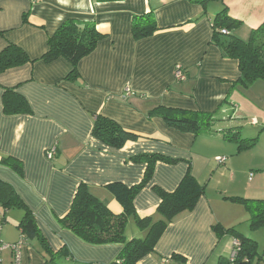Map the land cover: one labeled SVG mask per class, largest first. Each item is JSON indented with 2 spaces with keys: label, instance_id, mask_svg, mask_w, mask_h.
Returning a JSON list of instances; mask_svg holds the SVG:
<instances>
[{
  "label": "crops",
  "instance_id": "0c3cea01",
  "mask_svg": "<svg viewBox=\"0 0 264 264\" xmlns=\"http://www.w3.org/2000/svg\"><path fill=\"white\" fill-rule=\"evenodd\" d=\"M223 5L229 17L242 23L231 32L241 41H247L250 32L264 22V0H223ZM221 7L218 2L210 3L203 15V8L190 0H0V51L10 43L33 61L0 74V160L13 158L23 168L18 176L0 165V179L12 186L32 212L53 253L64 249L73 264L116 260L120 245H88L62 229L58 220L67 214L80 184L110 212L120 214L122 208L106 186L140 184L146 165L132 158L141 154H158L177 162L155 164L150 181L133 202L140 218H157L159 198L153 187L172 192L188 171L204 187V194L193 210L171 221L154 252L138 264H217L230 259L234 239L218 240L212 231L217 224L260 242L259 230L251 231L248 219L243 228H238L241 223H229L248 217L243 210L235 219L237 211L227 202L230 198L256 199L242 195L247 190L239 189L240 176L260 167L247 158L235 162L241 151L220 134L238 129L233 116L242 89L232 87L239 78L237 61L222 57L211 44V20ZM150 11L158 31L134 41L132 18ZM67 20L93 23L103 36L94 51L79 61L76 82L65 79L72 67L64 59L40 60L48 49V38ZM176 68L182 69L184 80L175 79ZM8 88L26 99L29 115L3 114L2 95ZM157 106L216 113L217 133L194 136L171 129L160 118H148ZM94 115L114 121L137 139L118 150L103 146L91 136ZM253 134L241 138L251 139ZM53 146L56 155L49 160L46 151ZM217 157L227 161L218 165ZM257 177H251L250 184L261 192L264 184ZM21 218L22 212L6 214L0 230L2 243L12 245L20 240L17 226ZM125 236L130 240L143 233L130 220ZM257 252L262 254L264 249L257 248ZM12 261L11 250L2 251V264ZM19 264H47L37 240L21 247Z\"/></svg>",
  "mask_w": 264,
  "mask_h": 264
},
{
  "label": "trees",
  "instance_id": "16d2710c",
  "mask_svg": "<svg viewBox=\"0 0 264 264\" xmlns=\"http://www.w3.org/2000/svg\"><path fill=\"white\" fill-rule=\"evenodd\" d=\"M190 1L203 8V15H206L208 4L218 2L222 5L220 11L211 20V44L220 50L222 57L235 60L238 63L239 78L232 84V87L248 89L256 81L264 80V22L250 32L247 41H241L231 32L239 28L242 23L229 17L223 0ZM23 17V21L26 22L25 15ZM222 30L227 33L222 34ZM156 31H158V27L152 11L132 18L131 32L134 41L146 39ZM102 38L103 36L96 30L93 23L67 20L48 38V49L40 60L44 63H51L60 58L64 59L72 67L65 79L76 82L80 79L77 71L79 61L91 54ZM32 62L22 49L8 43L0 51V74ZM2 112L6 116L29 115L31 108L26 99L14 88H8L3 91ZM152 117L160 118L167 127L181 133L194 136L217 133L214 130V125L218 122L216 113L157 106L148 113V118ZM92 118L91 136L105 147L118 150L126 142L137 139L136 136L124 131L112 120L100 115H94ZM220 134L225 141L236 144L238 152L254 147L258 141V137L242 139L238 129L225 130ZM132 161L146 165L140 184L127 187L122 183H111L106 186V190L122 208L120 214L115 215L110 212L107 206L94 196L86 185L80 184L67 214L58 220L62 229L70 231L88 245H120L121 250L116 260L111 264H138L144 257L152 254L171 221L179 214L193 210L204 194V187L188 171L172 192H165L159 187H153L152 190L159 198L156 209L157 218H140L136 214L133 202L137 194L150 181L155 164L157 162L175 164L177 160L158 154H141L134 156ZM0 165L8 167L18 176H22L23 168L19 161L13 158H1ZM229 200L245 209L248 214L247 224L251 231L264 228V200L243 198H230ZM12 210L22 212V218L17 228L20 230V240L24 245L27 244V241L37 240L47 264L74 263L72 256L64 249L59 253L52 252L41 235L32 212L12 186L0 179V230L5 224L6 214ZM130 220L143 233V237L130 240L126 238L125 231ZM212 231L218 240L227 236L239 243V251L233 262L230 259L219 260L217 264H254L255 260L258 264L261 261L264 252L258 254L257 243L242 236L235 228H224L217 224L212 227ZM172 258L179 259L178 256ZM180 259L185 262L183 258Z\"/></svg>",
  "mask_w": 264,
  "mask_h": 264
},
{
  "label": "rangeland",
  "instance_id": "374dc122",
  "mask_svg": "<svg viewBox=\"0 0 264 264\" xmlns=\"http://www.w3.org/2000/svg\"><path fill=\"white\" fill-rule=\"evenodd\" d=\"M237 101H239V104H237L234 116L237 120L236 123L238 124V129L241 132V136H244V134L248 133H255L253 135V138L258 137L260 135V138L258 139L256 145L250 149L243 150L239 152L240 157H238L235 162H239L240 160H254L256 165L260 167V169H251L252 171L247 170L245 174L240 176V185L239 189H245L247 192H242V195H247L248 197H255L256 199H264V189H261L260 191H257L258 189L252 188L253 184H250L252 181L253 176L258 175V181L262 183V186L264 184V133L262 129L264 128V80H258L255 82V84L248 89H241L240 95L237 97ZM253 121L256 123L253 124ZM218 125V124H217ZM242 127V128H241ZM259 155V157H257ZM254 158V159H253ZM227 161V159H226ZM246 164V162H245ZM251 175V177H250ZM260 175V176H259ZM248 186V187H247ZM212 187V186H211ZM245 193V194H244ZM258 197V198H257ZM229 206L234 208V211H237L235 214V219L238 217H241L243 210H245L241 205L237 203H230V201L227 202ZM20 213L21 211L17 210H12V214ZM232 213V212H231ZM234 215V214H232ZM14 216V215H12ZM248 217L239 219L235 222H230L229 223H234L233 225L237 223H241L240 225L238 224V228H243L246 224V220ZM245 221V222H244ZM258 239L259 243L257 244L258 251L264 249V228H261L258 231ZM4 250H9L8 248L3 249ZM257 261H254V264H256Z\"/></svg>",
  "mask_w": 264,
  "mask_h": 264
},
{
  "label": "built area",
  "instance_id": "2783aa9c",
  "mask_svg": "<svg viewBox=\"0 0 264 264\" xmlns=\"http://www.w3.org/2000/svg\"><path fill=\"white\" fill-rule=\"evenodd\" d=\"M221 33L226 34L227 32L222 30ZM174 77L177 81H182L185 79L184 72L182 71L181 68L175 69ZM126 93H129L128 89H126ZM55 154H56V147L53 146L46 151V158L49 160H52L54 158ZM215 162L218 165H223L226 162V159L224 157H217V158H215ZM250 177H251V175H250ZM23 245L24 244L21 240H19L17 243L12 244V245H5L4 243H2L0 241V264H1V253H2L3 249H5V248H8L12 252V257H13L12 264H19V262H20V249ZM238 251H239V243L234 240L233 241V251H232L231 256H230L231 262H233V259L236 256V253ZM259 264H264V254H263L262 259H261Z\"/></svg>",
  "mask_w": 264,
  "mask_h": 264
}]
</instances>
